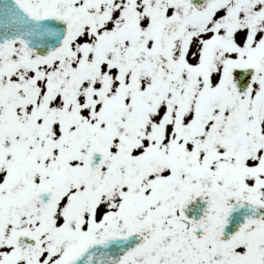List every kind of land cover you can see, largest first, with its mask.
Masks as SVG:
<instances>
[{"label":"snow or ice","instance_id":"obj_1","mask_svg":"<svg viewBox=\"0 0 264 264\" xmlns=\"http://www.w3.org/2000/svg\"><path fill=\"white\" fill-rule=\"evenodd\" d=\"M0 264H264V0H0Z\"/></svg>","mask_w":264,"mask_h":264}]
</instances>
